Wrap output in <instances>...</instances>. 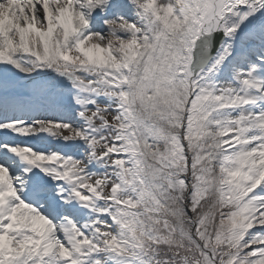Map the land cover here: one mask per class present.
I'll list each match as a JSON object with an SVG mask.
<instances>
[{
  "label": "snow or ice",
  "instance_id": "obj_1",
  "mask_svg": "<svg viewBox=\"0 0 264 264\" xmlns=\"http://www.w3.org/2000/svg\"><path fill=\"white\" fill-rule=\"evenodd\" d=\"M0 264H264V0H0Z\"/></svg>",
  "mask_w": 264,
  "mask_h": 264
}]
</instances>
